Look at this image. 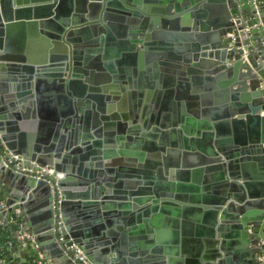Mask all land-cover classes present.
Masks as SVG:
<instances>
[{
    "label": "water",
    "instance_id": "1",
    "mask_svg": "<svg viewBox=\"0 0 264 264\" xmlns=\"http://www.w3.org/2000/svg\"><path fill=\"white\" fill-rule=\"evenodd\" d=\"M1 188L54 264L57 214L89 264H263L264 4L0 0Z\"/></svg>",
    "mask_w": 264,
    "mask_h": 264
},
{
    "label": "built area",
    "instance_id": "2",
    "mask_svg": "<svg viewBox=\"0 0 264 264\" xmlns=\"http://www.w3.org/2000/svg\"><path fill=\"white\" fill-rule=\"evenodd\" d=\"M261 2L264 4V0H261ZM256 26V25H255ZM248 28H245V30H247ZM16 171L23 173L25 175H30V176H34L36 178L42 177V173L43 172H47L48 174H52V170L51 169H45L42 168L38 171H32L29 169H26L24 167H21L19 165H16L14 168ZM57 202H59V198L57 199ZM56 227H55V232L59 234L58 236V240L63 242V248L66 251H70V257L73 261H79L82 264H89L88 261L86 260L84 254L80 251V249L75 245V244H71V245H67L64 241V238L62 236V234H60V228L62 226V222L59 218V215H56ZM22 229V224L19 225L18 229H17V233H18V237L19 239L25 240L26 242L29 241L30 245H31V249L32 251L37 252L36 258L33 260L34 264H53L50 260L45 259L38 251V245L36 244V242L34 241V237L32 235V233L29 232H24ZM25 242V243H26ZM25 243L23 244V246L25 247ZM258 259L261 263L264 264V255H259ZM0 264H9L8 262H6L4 259H0Z\"/></svg>",
    "mask_w": 264,
    "mask_h": 264
},
{
    "label": "trees",
    "instance_id": "3",
    "mask_svg": "<svg viewBox=\"0 0 264 264\" xmlns=\"http://www.w3.org/2000/svg\"><path fill=\"white\" fill-rule=\"evenodd\" d=\"M21 224L20 218L11 220V223L0 224V259H4L9 264H15V262L9 259L8 250L15 246L22 244L23 240L18 239L17 229ZM25 263L34 264L33 260L36 258L37 252L32 251L29 241L25 243Z\"/></svg>",
    "mask_w": 264,
    "mask_h": 264
},
{
    "label": "crops",
    "instance_id": "4",
    "mask_svg": "<svg viewBox=\"0 0 264 264\" xmlns=\"http://www.w3.org/2000/svg\"><path fill=\"white\" fill-rule=\"evenodd\" d=\"M252 1V0H251ZM253 2H254V0H253ZM256 20H260L259 19V16H256ZM260 26H262V24H261V22L259 23V25L257 26V28L258 27H260ZM260 37H259V35L257 36V38H256V40H257V42L258 43H261V39H259ZM4 192L5 191V189L4 188H1L0 189V204H1V201L2 200H4V198H3V196H2V194H1V192ZM18 217H20V220H21V224H22V229L21 230H23L24 232H29V233H31V230H30V228L26 225V218L24 217V216H20L19 214H18ZM12 220V219H11ZM11 220H10V222H8V223H11ZM34 220H36V218L34 219ZM40 224V221H37V225H39ZM18 231H16V233H17ZM17 236H18V233H17ZM19 239V238H18ZM40 241L44 244V242H46L47 241V237L46 236H42L41 238H40ZM26 241L25 240H23V242H22V244H20V245H18V246H15V247H13V248H10L9 250H8V256H9V259H11V260H13L14 262H15V264H26L25 263V247L23 246V244L25 243ZM37 244V243H36ZM38 245V251H39V253L45 258V254H44V252L41 250V247L39 246V244H37ZM46 259V258H45ZM48 260H50L52 263H53V261L51 260V259H48ZM54 264V263H53Z\"/></svg>",
    "mask_w": 264,
    "mask_h": 264
},
{
    "label": "flooded vegetation",
    "instance_id": "5",
    "mask_svg": "<svg viewBox=\"0 0 264 264\" xmlns=\"http://www.w3.org/2000/svg\"><path fill=\"white\" fill-rule=\"evenodd\" d=\"M167 118V117H166Z\"/></svg>",
    "mask_w": 264,
    "mask_h": 264
}]
</instances>
